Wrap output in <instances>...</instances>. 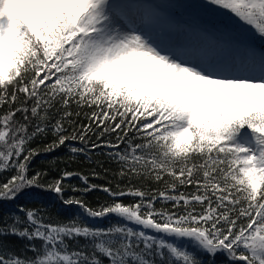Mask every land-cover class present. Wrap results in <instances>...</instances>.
Listing matches in <instances>:
<instances>
[{"label": "snow or ice", "instance_id": "obj_1", "mask_svg": "<svg viewBox=\"0 0 264 264\" xmlns=\"http://www.w3.org/2000/svg\"><path fill=\"white\" fill-rule=\"evenodd\" d=\"M0 110V202L83 213L0 206V264H264V0H0ZM60 148L50 166L99 152L118 182L32 169Z\"/></svg>", "mask_w": 264, "mask_h": 264}, {"label": "trees", "instance_id": "obj_2", "mask_svg": "<svg viewBox=\"0 0 264 264\" xmlns=\"http://www.w3.org/2000/svg\"><path fill=\"white\" fill-rule=\"evenodd\" d=\"M209 18L213 21H227V15H220L218 13H210L208 14ZM185 19H190L189 15H185ZM2 111V110H0ZM81 121L84 123H87L86 120H84L83 116H81ZM93 139H95L93 137ZM47 140H37L35 141L31 146L36 147L39 144L47 143ZM99 151H106L105 149H101ZM53 158L57 160H64L67 161V150L65 148H60L54 152L51 153H41L35 159L32 161V169H47L49 174L47 177H45L46 180H52L60 175V172L62 169H67L68 171H74V172H80L84 175L89 176V182L92 184L97 185H106L109 182L112 183V186H115V184L118 182V178L114 176V173L117 170V165L110 162L107 157L100 155L99 152L92 154V163H89L88 160L83 156H79L76 158L75 161L72 162H64L56 164L55 166H50L49 162L53 160ZM95 161H102L103 167L98 166ZM95 170L100 173L99 177H92L91 172L92 170ZM107 169V171H105ZM12 173L11 172H5L0 173V182H3L6 180L7 177H9ZM32 174L31 172L29 173ZM122 184H127L128 181H120ZM66 184L75 185L79 188L85 187V185L81 182L79 176H73L70 180L65 181ZM132 183L136 186H142L139 181H132ZM154 185H149V187H153ZM181 190H192L189 186L188 189H181ZM65 197H79L85 200L90 206L96 207L98 204L103 203L105 201H108L110 198L109 196L99 190H92L87 193L84 192H73L71 189H68L64 193ZM124 202L129 203L133 201L132 197H124ZM17 203H29L30 206H36L37 204H41L44 207H46L50 214L53 216V218H59L61 220H65L69 217L75 216L76 214H81L82 210L78 208L77 206H65L60 199L57 197V195L50 191H43L38 188H33L28 190L27 193L22 194L16 201L13 202H0V206L3 207L5 211L13 210L15 208V205ZM167 207H170V205H166ZM157 207H160L159 204H157ZM84 219H88L86 216ZM116 217H108L105 219H98L95 221H89V223H94L99 226H107L110 221H115ZM123 222V221H121ZM9 243L17 250L19 251L20 248L23 245V241L17 240L15 237H9L8 238ZM39 243V242H37ZM31 255V253H29ZM218 260L223 259V257L218 256Z\"/></svg>", "mask_w": 264, "mask_h": 264}]
</instances>
